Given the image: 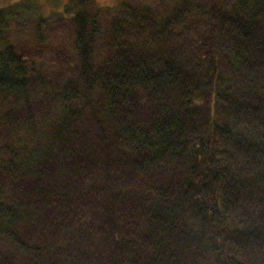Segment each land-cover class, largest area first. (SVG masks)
I'll use <instances>...</instances> for the list:
<instances>
[{"label":"trees","instance_id":"trees-1","mask_svg":"<svg viewBox=\"0 0 264 264\" xmlns=\"http://www.w3.org/2000/svg\"><path fill=\"white\" fill-rule=\"evenodd\" d=\"M90 1L57 13L78 55L61 77L3 36L35 3L0 0V99L34 78L52 87L40 109L60 108L63 125L32 169L12 141L4 149L0 264L19 253L30 264H264V0H244L239 17L199 12L204 27L149 9L132 23L125 1L100 20ZM18 118L0 122L11 133L32 117Z\"/></svg>","mask_w":264,"mask_h":264},{"label":"rangeland","instance_id":"rangeland-1","mask_svg":"<svg viewBox=\"0 0 264 264\" xmlns=\"http://www.w3.org/2000/svg\"><path fill=\"white\" fill-rule=\"evenodd\" d=\"M7 1H9V3H15V1H17L21 4L20 6L25 8H30L32 6L30 3H35V9L31 10V12L40 13L37 15V13L25 14L24 12H20L16 18L10 14V18L7 21L8 29L4 32L3 36L10 41V44L14 45L22 61L39 68L40 72L44 75L52 71L54 75L67 77L70 65L67 64L66 59H70L71 62H74L78 55L76 54V45L71 35V23L63 19L61 15L57 13L63 11L65 7L69 8L72 4L75 7V5L79 4V0ZM124 1L125 4L138 8L136 17L132 23L137 20L139 10L147 11V9H149L150 17L155 13L157 17H161L166 12L170 15L178 11L181 16L185 14L187 19H191L197 25L204 27L206 21L204 17L199 15V12L204 11V13H207L217 8V10L221 9L220 11L224 12L226 15L239 17L240 11L238 9L240 7L242 9L241 13L243 14L242 3L244 0H91L86 6L88 13L98 15L100 20H102L101 15L104 14V10L99 11V8H115V5ZM5 3L7 2H1L2 5ZM259 9H262V7H259ZM75 10H77V8ZM259 12L261 13L260 10ZM115 14V12H109V18H106V20H110V18L116 16ZM40 15L47 17V24L45 23L42 28L43 31H41V27L38 26L37 18ZM192 21L187 20L186 22L193 23ZM260 22L264 23L263 21ZM133 31L135 32V29ZM229 39L232 41L235 39V32ZM104 41L105 40L97 41L96 45H99V49L95 51L96 54L102 55L106 53V51H104L106 42ZM3 47H5V44L0 41V50H2ZM198 53H203V49L199 50ZM76 62H78V60ZM234 63V61L231 62V65L229 63L231 69ZM41 68H45V70L42 71ZM51 88L52 87L48 84H37V81L31 78L28 87L24 90L22 95L16 96L13 93L11 96H7L5 100L0 99V117L4 114L7 115L9 112L15 113L17 119H20L18 118L20 116L25 118L28 112H30L32 117L29 120V125H25V122L22 121L21 125H24L18 129L17 123L16 128L11 133H8L9 128L2 127L0 122V164L7 165L9 163L8 160L2 157L6 155V150L4 149L11 141L17 153L20 149L28 153L29 158L33 160L31 169L33 166H37L35 162L42 161L41 159H36L37 156L43 155L42 157H47V151L51 150L63 126L60 122V108L50 112L40 109L44 99L49 98L46 93ZM30 106L32 108L31 111H29ZM17 129L19 133L16 134ZM59 146L64 148V146L60 144ZM19 154L23 155L22 151ZM37 163L39 164V162ZM60 174L61 171L49 172V178L55 180L54 182L59 184L61 183ZM13 182H15V180H8V185H6L5 188L9 190L12 188L15 189L16 187L13 185ZM5 197L10 196L5 195ZM2 199L6 200L8 203L12 200L3 198V196ZM3 241H6V239ZM17 255L19 258L14 259L16 261L14 264H17V261L23 264H30L31 261L28 257L22 253Z\"/></svg>","mask_w":264,"mask_h":264}]
</instances>
